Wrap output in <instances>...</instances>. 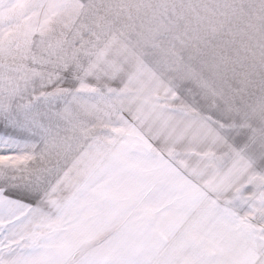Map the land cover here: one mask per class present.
I'll use <instances>...</instances> for the list:
<instances>
[{
  "label": "snow or ice",
  "instance_id": "1",
  "mask_svg": "<svg viewBox=\"0 0 264 264\" xmlns=\"http://www.w3.org/2000/svg\"><path fill=\"white\" fill-rule=\"evenodd\" d=\"M0 264H264V0H0Z\"/></svg>",
  "mask_w": 264,
  "mask_h": 264
},
{
  "label": "crops",
  "instance_id": "2",
  "mask_svg": "<svg viewBox=\"0 0 264 264\" xmlns=\"http://www.w3.org/2000/svg\"><path fill=\"white\" fill-rule=\"evenodd\" d=\"M237 67L234 73H229L231 79V85L233 87H239V82L249 75L252 71V59L246 55L243 51L239 53L236 58Z\"/></svg>",
  "mask_w": 264,
  "mask_h": 264
}]
</instances>
